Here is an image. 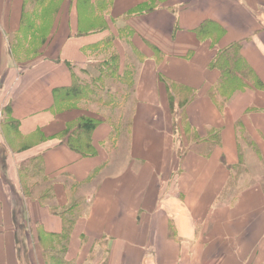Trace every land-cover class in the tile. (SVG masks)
Instances as JSON below:
<instances>
[{
	"label": "crops",
	"instance_id": "0c3cea01",
	"mask_svg": "<svg viewBox=\"0 0 264 264\" xmlns=\"http://www.w3.org/2000/svg\"><path fill=\"white\" fill-rule=\"evenodd\" d=\"M0 120V264H264V0H0Z\"/></svg>",
	"mask_w": 264,
	"mask_h": 264
},
{
	"label": "trees",
	"instance_id": "16d2710c",
	"mask_svg": "<svg viewBox=\"0 0 264 264\" xmlns=\"http://www.w3.org/2000/svg\"><path fill=\"white\" fill-rule=\"evenodd\" d=\"M215 66L221 71V78L223 79L220 83L223 85V89L229 90L233 83L236 82L237 74L248 75L247 67L244 65L243 59L239 54V50L236 46L232 45L225 49L220 50L218 55L213 60ZM96 121L92 120H80L73 128L75 133L73 139H68V143H71L74 147H77L78 151L84 154H91L92 151H87L86 147L89 144V134ZM84 142V143H83Z\"/></svg>",
	"mask_w": 264,
	"mask_h": 264
},
{
	"label": "rangeland",
	"instance_id": "374dc122",
	"mask_svg": "<svg viewBox=\"0 0 264 264\" xmlns=\"http://www.w3.org/2000/svg\"><path fill=\"white\" fill-rule=\"evenodd\" d=\"M9 126H10V124H8L7 126L3 125L1 123V120H0V150L1 151H2V149L7 148L8 151H12L14 154H19V153H21L19 151L22 148L29 146V145H34L35 142H37L38 140L41 139V137H39L38 135H35L34 137H19L18 138ZM3 152H2V154H3ZM0 158H1V156H0ZM25 165H26V163L21 164L22 170H23ZM28 186L29 185H25V187H27V188H28ZM23 223H25V221H23ZM46 254H47V252L44 253V257H46Z\"/></svg>",
	"mask_w": 264,
	"mask_h": 264
}]
</instances>
